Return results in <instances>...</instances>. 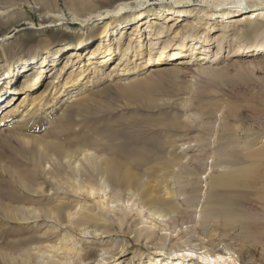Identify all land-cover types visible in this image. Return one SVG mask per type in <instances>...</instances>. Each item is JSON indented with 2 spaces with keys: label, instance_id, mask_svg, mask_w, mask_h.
I'll use <instances>...</instances> for the list:
<instances>
[{
  "label": "bare ground",
  "instance_id": "bare-ground-1",
  "mask_svg": "<svg viewBox=\"0 0 264 264\" xmlns=\"http://www.w3.org/2000/svg\"><path fill=\"white\" fill-rule=\"evenodd\" d=\"M68 2L65 8L57 6V9H41L42 30L38 33L36 44L30 45L28 50L32 54L36 49H43L45 55L38 58L36 69H26L28 74L21 80L19 95L12 98L15 100L11 102L10 99L0 104V141L3 144L11 146V139L23 135L22 132L29 128V123L35 115H45V110L41 109L50 104L55 105L63 99L71 100L67 102V107L59 112L58 119L56 117V121L53 120L52 128L48 132L65 133L68 126L74 122L73 116L82 117L83 121L97 122V117H92L89 112L86 115L88 97L69 98L73 93H82L90 87L89 85L100 81H104L107 87L136 82L137 78L135 79L133 74L137 73L141 65L160 66L166 57L188 55V60L183 63L196 61L191 73L200 78L220 70L223 66L219 65L225 60L242 66L264 63V0H198L194 7H190L194 5V0H170L162 4L160 10L155 9L157 6L151 5L150 0ZM165 10L168 11L167 14H164ZM151 14H154V19L158 21L149 25L151 28L147 31V36L141 40V26L150 21L143 20ZM181 16L185 18L179 20ZM218 18L221 20H217ZM76 21H80L79 25H73ZM124 23L135 26L130 27L128 38L123 40L121 31L124 27L117 26ZM28 24L35 25L34 21H29ZM52 24L61 26L54 31L56 37L65 38L71 35L72 39L54 43L52 38L45 35L48 25ZM215 26L219 34L212 36L211 31L216 29ZM118 33L121 34L119 43L113 47L117 42L113 35ZM93 36L104 41V47L100 46L102 53L98 54L99 48H93L90 56L85 59L80 50L92 48L86 45V42ZM228 36H233L235 41L229 44L225 59V55L220 54L225 46L222 43ZM6 37L9 35L0 36V42ZM213 40L218 43L214 51L211 47ZM22 46L23 42L20 41L15 43L11 50L0 47V59L5 61H0L4 66L0 70V80L2 69H8L9 66L10 70L12 69L9 62ZM71 49L62 63L54 66L56 69L52 73L53 76L50 74L46 77L45 87L40 93L31 94L29 91L33 92L43 82L42 70L50 60V54ZM169 49L173 52L168 53ZM211 51L213 54L209 55ZM94 54L98 55L91 60ZM235 56H242L244 59L233 61ZM71 58L74 66L65 71L72 62ZM205 59L208 61L203 62ZM115 61L113 67L105 72L103 68ZM87 65L88 72L81 78L78 74L81 75L83 67ZM159 69L153 67L150 71L157 72ZM17 75V72L11 73V80H6V88H2L0 93L13 90L9 83L15 80ZM94 77L98 80L93 81ZM60 81L61 85L58 84ZM72 107L75 108L70 110ZM105 129L108 145L104 144L105 140L99 143L89 141L79 143L76 148L67 149L56 141L35 139L33 142L39 144L38 151L25 147L22 153L12 160L16 165L19 163L22 169H17L16 165H0V175L4 176L7 182H14L32 197H38L45 192L43 182H38L41 170L43 167L46 169L43 165L51 161L57 163L53 174L48 177L50 189L47 194L57 202L60 211L57 212V207L53 210L47 206L32 207L22 203L11 210V205L7 203L10 206H0L4 219L23 225L43 221L44 216L49 221L56 214L63 215L68 221L74 222L77 228L81 226V234L97 239L96 246L89 242L85 248L79 249L80 253L70 252L69 248L62 245L61 239L56 245L41 240L43 245H32L30 248L31 252L34 251L33 254L38 255L34 264H137L139 261L141 264L151 252L164 256L157 259L161 261L160 264H178L180 259L185 261L194 257L198 260L196 264H242L237 246L242 241L256 236H259L256 254L259 260L264 262V164L233 160L208 166H205L203 161H197L195 165H182L181 160L166 165V177L171 181L162 194H144L143 180L147 176L148 168L153 164L143 168L136 165L142 171L132 172L135 182L123 185L129 167L125 165V168L118 159H128L119 146L118 132L121 130L111 129V125H106ZM125 132L131 134V131ZM253 134L243 133L248 138L247 149L249 152L257 150L262 154L264 134L257 144L256 134ZM111 140L117 142L110 143ZM127 142L136 147L141 146L131 135ZM98 150L101 151L99 154ZM60 162L65 165L63 175ZM206 171L207 175L203 176ZM180 177H186L187 181ZM180 182L183 184H179ZM185 188H189V192L194 194L193 198H190L193 201L192 206L183 209L181 198L178 197L186 192ZM62 193L65 195H60ZM68 196L77 201L71 207L63 205L64 201L59 199ZM77 199L84 202L80 204ZM199 203L201 205L195 217L188 211L191 210L190 207L199 206ZM133 215L137 216L136 224L131 221ZM135 219L136 217L134 221ZM141 223L145 225L138 226ZM188 223L193 224L181 233L158 235V230L172 229L174 232L179 224ZM125 232L133 233L135 238L141 237L145 242L125 254V248L118 243L119 236ZM41 249H45L47 253L40 251ZM184 261L180 264H184Z\"/></svg>",
  "mask_w": 264,
  "mask_h": 264
},
{
  "label": "rangeland",
  "instance_id": "rangeland-1",
  "mask_svg": "<svg viewBox=\"0 0 264 264\" xmlns=\"http://www.w3.org/2000/svg\"><path fill=\"white\" fill-rule=\"evenodd\" d=\"M68 1L0 0V36L9 35L4 41L0 42V47L11 50L14 44L20 41L23 42V47L27 44H29V47L32 44H36L38 33L42 30V25L40 24V19L42 18L40 16L41 9L43 7L57 9V6L65 8L69 3ZM168 1L170 0L165 2ZM197 1L194 0V3H192L194 5L190 7L196 6ZM165 2L150 0L149 3L157 6L155 9L160 10V6L165 4ZM167 13L168 11L165 10L164 14ZM67 15L69 14L67 13ZM154 17V14L149 15L148 18L146 17L143 20L146 21L148 19L150 20L149 23L143 24V26L140 25L142 28L141 40L147 36V31L151 28L149 25L158 21ZM184 18V16H181L179 20ZM217 20H221V18ZM29 21H34L35 25L28 24ZM79 23L80 21H76L73 25H79ZM119 26L124 27L121 31L124 40L129 36L130 27L133 28L135 25L124 23L117 27L119 28ZM60 27V25H48L45 32V35L52 38L54 43L72 39L71 35L65 38L56 37L54 31ZM216 30L218 28L211 31L212 36L219 34ZM120 35V33L113 35L115 41L117 40L113 47H116L119 43L118 38ZM233 41H235L233 36H228L222 43L225 46L220 55H225V59L229 51V44L233 43ZM86 43L92 48L80 50L83 58L87 59L93 48H99L98 54L102 53V48L100 49V46H103L104 43L102 39L93 36ZM212 43L211 47L214 51L217 49L218 43L214 40ZM43 45L42 43L41 47ZM94 45L96 46L94 47ZM23 47L17 50L16 60H13L14 57L13 61L9 62L12 65V69L10 70L9 66L7 67L8 69L4 68L1 71L2 79L0 83H4L0 85V90L6 88V80H11L9 79L11 73L17 72L18 75L15 80L9 83L13 90L9 93H0V104H4L19 95L18 87L21 80L28 74L26 69L30 71L36 69L38 67V63H36L38 58L45 55L43 49H36L32 54L29 50L28 54H21L23 53ZM62 50L50 54V60L47 62L45 69L42 70L43 82L33 92L29 91L31 94L40 93L45 87L46 77L55 71L56 67L54 66L60 65L66 54L72 51V49ZM167 52L172 53L173 50L169 49ZM98 54H94L91 60ZM212 54L213 52L211 51L209 55ZM169 58H164L159 64L160 66L141 65L137 73L133 74V77L137 78L136 82L107 87L104 81H100L94 85H89L90 87L82 93L79 91L73 93L69 98L88 97L86 115L89 112L92 117H97V122L83 121L81 120L82 117L73 116L74 122L68 126L65 133L48 132L52 128L53 120L56 121V117L58 119L57 115L67 107L66 104L71 99H63L55 105H47L44 109H41L45 110V115L41 116L39 114L40 116L38 117L35 115L32 122L29 123V128L22 132L23 135L11 139V146L0 141V165L10 167L16 165L12 163V160L19 153H22V149L25 147L35 148L34 151H38L39 144L33 142L35 139L56 141L62 144L63 147L72 149L76 148L79 143L89 141L99 143L101 140H105L104 144L108 145L106 125H111V129L121 130L118 132L119 146L124 150L123 152L128 159H124V157H118V159L124 167L125 165L129 167L126 172L127 176L124 178L125 181L122 182L123 185L135 182V175L132 172L140 173L142 171L136 165H141L143 168L148 167V164H153L152 167L148 168L147 176L143 180L142 189H144L142 193L144 194H162L171 181L166 177V165L181 162V160L183 162L182 165L189 163L195 165V162L198 161L197 163L204 162V165L208 166L233 160L242 162L255 161L264 164V152L262 154L257 152V150L249 152L246 146L248 138L244 136L245 134L243 135V133L256 134L255 144H257L264 134V63L242 66L241 64L225 60L219 65L223 66H221L220 70L205 78H200L191 73L196 61L183 63V61L188 60V55L183 54ZM238 59L243 60L244 58L242 56L232 58L233 61ZM70 60L72 62L65 71L74 66L73 59L71 58ZM0 61L2 60L0 59ZM207 61L208 59L203 60V62ZM3 62L5 63V61ZM86 62L88 64V60ZM2 63H0V70L4 67ZM115 63L116 61L104 67V71H109ZM171 66H177V68L172 69ZM87 67L88 65L83 67L81 75L76 71L81 78L88 72ZM153 67L160 69L157 72H151L150 69ZM96 80L98 78L94 77L93 81ZM58 84L61 85V81ZM14 100L12 99L11 102ZM25 106L26 104L23 107ZM74 108L72 107L70 110ZM1 114L2 112H0ZM125 131H131L130 135L134 136L135 140L141 143V146L136 147L129 144L127 140L130 135ZM116 142V140L110 141V143ZM100 152V150L97 151L98 154ZM56 164L51 161L43 165L46 166V169L43 167L41 170L38 182H43L45 192L44 195L38 197H32L14 182L10 184L4 176L0 175V206L4 207L9 203L11 206H7L14 210L18 204L22 203L32 207L47 206L53 210L57 207V212L60 211L58 210L57 202L47 194L50 189L48 177L53 174L52 171ZM60 165L62 166L63 175L65 165L62 162H60ZM16 166L17 169H22L19 163ZM207 173L208 171L203 176L207 175ZM190 177L188 176L189 179H192ZM180 179L185 180L186 177H180ZM179 184H183V182ZM185 191L189 194L183 192L181 197H178L179 199L181 198V207L183 209L186 206H192L193 203L191 199L194 193H190L189 188H185ZM60 195L65 194L62 193ZM59 199L64 201L63 205H70V207L77 202L70 196ZM78 201L80 204L84 202V200ZM200 205L201 203H199V206L190 207L191 210L188 212H191L196 217V212L199 210ZM134 216L131 217V221L136 224L138 220L137 216H135L136 221H134ZM44 217L43 221L19 225L15 221L4 219L2 211H0V264H34L38 255L33 254L34 251L32 250L31 252L30 248L32 245L39 246L41 243L43 245V242H40L41 240L50 245H56L61 239L62 245L69 248L70 252L77 251V253H80L79 249L85 248L89 242L95 246L97 245V239L87 238L81 234L79 232L81 226L77 228L74 222L68 221L65 216L56 214L49 221L46 220V216ZM192 224H179L174 232L171 231L172 229L166 231L158 230L157 232L159 233L158 235L165 233L176 235V233L183 232L185 228L192 226ZM142 225L145 224L141 223L138 226ZM257 238L259 236L250 237L247 241H242L237 246L242 264H264L256 254ZM144 242L145 239H141V237L135 238L134 234L129 232L120 235L118 241L119 245L125 248V254ZM45 249L40 251L47 253ZM62 255L60 254V256ZM163 257L156 252H151L147 258L141 261V264H160L161 261L157 259ZM182 261L184 259H180L178 264ZM197 261L196 257L189 260L185 259L184 264H196ZM138 263L140 264V261Z\"/></svg>",
  "mask_w": 264,
  "mask_h": 264
}]
</instances>
